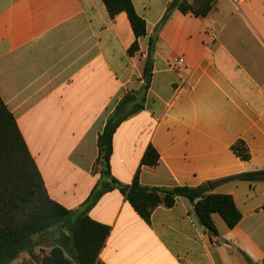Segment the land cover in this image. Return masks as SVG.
I'll return each instance as SVG.
<instances>
[{"label":"crops","instance_id":"0c3cea01","mask_svg":"<svg viewBox=\"0 0 264 264\" xmlns=\"http://www.w3.org/2000/svg\"><path fill=\"white\" fill-rule=\"evenodd\" d=\"M170 1L131 0L146 35L130 56L125 14L111 19L101 0H0V99L48 197L82 211L100 179L92 173L97 137L121 98L142 89L152 38L143 109L116 129L110 175L131 184L152 146L159 162L141 166V186L218 183L210 192L231 196L241 219L228 229L213 214L211 234L179 198L146 224L114 189L87 212L110 228L99 261L264 264V182L235 179L264 171V0H215L203 18L174 10L157 30ZM237 142L247 161L233 153ZM30 263L23 255L11 264Z\"/></svg>","mask_w":264,"mask_h":264},{"label":"trees","instance_id":"16d2710c","mask_svg":"<svg viewBox=\"0 0 264 264\" xmlns=\"http://www.w3.org/2000/svg\"><path fill=\"white\" fill-rule=\"evenodd\" d=\"M108 16L113 19L125 14L134 41L128 48L130 56L138 52L137 40L146 35L145 21L135 12L131 0H101ZM215 0H204L199 6L185 0H171L157 30L167 21L171 12L192 14L197 18L207 16ZM154 41L148 40L147 56L142 73L143 87L139 92H127L108 116L101 134L97 137V157L92 173L100 179L83 205L82 211H69L52 201L46 192L40 173L30 156L14 118L0 99V264H11L21 254L29 256L30 264H102L99 254L110 228L92 221L87 212L105 193L117 189L137 216L146 224L159 207L170 209L177 199L184 198L192 206L199 221L209 233L216 234L212 215H218L228 229L240 221L234 201L229 195L211 193L208 184L196 188H151L141 186V166L154 167L159 156L152 146L142 155L140 166L129 185H121L110 175L112 138L121 123L143 109L146 92L150 86ZM233 153L243 161L249 153L242 142L232 146ZM236 180L253 183L264 182V171L246 173ZM57 228L66 234L61 245L51 247L42 257L33 255L35 238Z\"/></svg>","mask_w":264,"mask_h":264},{"label":"rangeland","instance_id":"374dc122","mask_svg":"<svg viewBox=\"0 0 264 264\" xmlns=\"http://www.w3.org/2000/svg\"><path fill=\"white\" fill-rule=\"evenodd\" d=\"M185 1H187V0H185ZM190 1H191V4H193L195 6H199L204 0H190ZM65 234L66 233L63 230L54 228V229L50 230L48 233H46L40 237H36L35 238L36 246L33 250V255L36 257H42L44 255H47L52 246L62 244V240H63ZM23 255H26V254H24V253L21 254L18 259L23 257Z\"/></svg>","mask_w":264,"mask_h":264},{"label":"water","instance_id":"95a60500","mask_svg":"<svg viewBox=\"0 0 264 264\" xmlns=\"http://www.w3.org/2000/svg\"><path fill=\"white\" fill-rule=\"evenodd\" d=\"M218 186V183H210L208 184V189L210 191H213V189H215Z\"/></svg>","mask_w":264,"mask_h":264},{"label":"built area","instance_id":"2783aa9c","mask_svg":"<svg viewBox=\"0 0 264 264\" xmlns=\"http://www.w3.org/2000/svg\"><path fill=\"white\" fill-rule=\"evenodd\" d=\"M177 62H178V63H183L182 59H179Z\"/></svg>","mask_w":264,"mask_h":264}]
</instances>
